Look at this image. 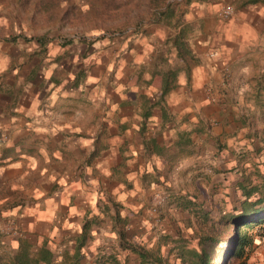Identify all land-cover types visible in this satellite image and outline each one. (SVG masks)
Returning <instances> with one entry per match:
<instances>
[{"label":"rangeland","instance_id":"374dc122","mask_svg":"<svg viewBox=\"0 0 264 264\" xmlns=\"http://www.w3.org/2000/svg\"><path fill=\"white\" fill-rule=\"evenodd\" d=\"M259 3L264 0H0L2 92L16 101L27 92L39 97V110L66 127L19 135L15 148L0 136V264H14L11 239L32 244L19 218L47 182L27 167L23 181L6 180L7 166L20 155L25 163L37 158L39 171L60 182L68 167L79 165L92 188L96 182L116 190L115 182L126 180L132 209L126 224L108 230L100 215L91 227L100 228L103 240L83 232L94 247L76 264H200L195 254L202 249L209 264H264V224L239 229L231 222L264 209V27L244 39L240 24ZM168 4L174 16L161 15ZM205 64L217 66L213 97L181 100V81L190 83ZM133 130L161 145L164 157L134 156L140 143ZM7 155L13 160L3 163ZM105 156L119 168L109 183L96 168ZM51 188L60 189L57 182ZM139 199L146 203V227L142 210L130 207ZM116 201L110 202L115 214L122 206ZM246 232L253 244L244 257H232V237ZM76 234L55 245L58 264L74 263L75 255L63 251L75 250Z\"/></svg>","mask_w":264,"mask_h":264},{"label":"crops","instance_id":"0c3cea01","mask_svg":"<svg viewBox=\"0 0 264 264\" xmlns=\"http://www.w3.org/2000/svg\"><path fill=\"white\" fill-rule=\"evenodd\" d=\"M240 21L242 37L244 39H248L253 36V32L257 30V28L261 29L264 27V4L259 3L256 8L247 9L242 15ZM3 62L4 55L2 54L1 47L0 72ZM215 77H217V66L215 64H205L204 67L199 68L198 71L194 73L190 83H187L186 80L181 81V93L183 97L181 100L187 101L188 103L193 102L192 100L194 99L209 102L213 97L212 89L216 87V84L214 85ZM177 93L175 97H177ZM43 102L44 101H42L39 97L30 95L28 92L23 99L16 101L9 94L5 95L0 87V136H2L1 140L4 141L2 144L9 146V148H15V145L18 143V136L28 135L34 129L36 131L35 133H37V131L48 133L52 129H58L59 131L66 129L65 122L58 121L54 123L51 115H47V112H43L44 110L42 112L39 110L40 106L43 108ZM114 113L115 111H113V114ZM123 115L125 114L121 113V117H123ZM48 120H50V122ZM135 129L139 130L137 127H135ZM78 131L81 132L82 129H79ZM134 133L140 143L136 145V150L134 148L131 149L134 156L139 154L141 155L140 159H143V156L147 155L152 159L153 155L150 153L154 151V157H158L159 159L164 157L161 145H158L155 142L156 146H151L149 145L150 143L145 142L144 139H142L140 133H136L134 130L133 132H129V134ZM9 135H13L10 140ZM130 140L131 137L128 136L126 144ZM154 146L156 148H154ZM127 148L129 149L131 146L127 144ZM118 149L120 148L118 147ZM124 155H126V153ZM124 155L119 153L115 155V157L118 158L119 156H122L121 159H124V157L131 156L130 154L126 156ZM26 158H28L26 155H20L18 156V159L16 158V161L13 164L7 166L8 170L5 173V179L8 180L20 177L19 180L23 181L26 176L23 175L24 168L27 167L29 169L27 174L36 172L34 179L47 181L45 182L46 184H43L42 187L36 188V191L32 193L34 200H32L31 204L25 208L19 218L20 231L24 234L26 233L28 237L32 238L33 242L30 246L23 245L25 247L28 246L29 249L31 247L33 248L34 254L30 252L32 255H36L42 249H46L54 255L53 264H58L56 256L57 247L55 245H66V238L64 237L75 230V232H77L75 238V250H71L70 248L64 250L63 252L67 254H74V259H78L82 257L84 249H88L93 246V243L91 244L88 241V238L85 241V237L87 235H83V232H94L96 233L94 235H97V239L103 240L104 234L100 228L91 227V223L98 221L100 219V215L104 216L101 217V219L106 218L108 230H111L112 227L114 230L116 222L123 223L124 225L126 224V212H131V208H126V180L123 182H115L116 190L112 188L109 190H101V186L96 182H93L94 188H92L91 182L88 180L89 175L82 173L83 167L79 165L78 168L76 167L75 169L68 167L65 172L62 173L63 175L60 182L59 176L55 175L51 178L47 169L39 171L38 165L40 163L34 156L32 157L33 161H28L29 166H26L28 165V163L24 162ZM2 160H4L2 162L5 163L13 160V157H9L7 155ZM99 161H101L100 164ZM79 163H81V161H79ZM97 164H99L96 166L98 171L101 174H105L106 177L101 179L105 180L107 183L111 182L110 178L113 177V172L115 173L116 170H119L118 166L113 162L112 157L105 156L104 158H101V160L98 159ZM115 167L116 169H114ZM127 172H129V170H126V173ZM54 182L58 183L60 189L52 191L51 187ZM139 186L141 187L142 184L139 183ZM141 193H143L142 190ZM127 194L129 195L128 192ZM180 196L185 197L187 195L186 193H181ZM133 197L136 199L140 196L133 194ZM115 201L117 204L114 205H116L117 208L119 207L118 205H122V208L120 207V213L118 212L117 214L114 213L115 210L112 206ZM132 204L137 207L132 206L131 204L130 207L137 208L139 211L142 210V226L146 227L150 225V222H148L145 218L148 217L146 203L139 199L138 201L132 200ZM136 221L139 220L137 219ZM18 237L19 236L10 240V245L13 249L14 255L21 247L20 238ZM52 246H54L55 249H53ZM35 247H37V249H34ZM39 264L48 263L40 262ZM74 264H76V262Z\"/></svg>","mask_w":264,"mask_h":264},{"label":"trees","instance_id":"16d2710c","mask_svg":"<svg viewBox=\"0 0 264 264\" xmlns=\"http://www.w3.org/2000/svg\"><path fill=\"white\" fill-rule=\"evenodd\" d=\"M185 0H182L184 2ZM187 3L191 2L192 0H186ZM172 7V8H171ZM171 13L173 16L175 15V7L174 4H168L165 6V9L161 13V15L166 13ZM160 15V14H159ZM259 202H257L258 204ZM256 205V203H254ZM251 206H255V205ZM264 209H261L260 211H255L253 217L254 219H251L252 214H248L247 212H243L240 215L233 216L231 219V222L235 226H237L239 229L242 227L252 226V225H261L264 224ZM232 246H231V256L234 258H242L246 254V248L248 246H251L253 244V240L251 239V236L246 232L243 234H236L232 237ZM199 260L200 264H209V262L206 260V254L205 250L202 249V253L196 252L195 254ZM143 257V256H142ZM53 258L54 255L49 252L46 249H42L39 253L36 255H32L29 251L28 246H21L18 252L14 256L13 263L14 264H39L40 262H46L48 264H53ZM77 261V259H75ZM74 261V263L76 262ZM73 263V264H74ZM68 264H71L68 262Z\"/></svg>","mask_w":264,"mask_h":264},{"label":"built area","instance_id":"2783aa9c","mask_svg":"<svg viewBox=\"0 0 264 264\" xmlns=\"http://www.w3.org/2000/svg\"><path fill=\"white\" fill-rule=\"evenodd\" d=\"M224 13H225V15H229V14L231 13V11H230V9H226V10L224 11ZM163 201H164V200H162V199H157V200H156V206H160V205H162Z\"/></svg>","mask_w":264,"mask_h":264}]
</instances>
